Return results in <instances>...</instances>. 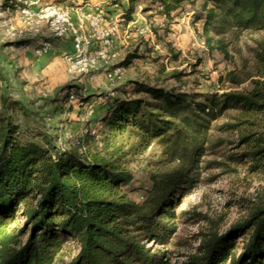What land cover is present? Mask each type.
<instances>
[{
	"label": "trees",
	"instance_id": "obj_1",
	"mask_svg": "<svg viewBox=\"0 0 264 264\" xmlns=\"http://www.w3.org/2000/svg\"><path fill=\"white\" fill-rule=\"evenodd\" d=\"M108 1L120 8L125 25L134 20L143 2ZM196 1L150 4L170 21ZM200 1L194 18L201 23L210 50L226 54L228 44L242 33L264 34V0ZM3 7L15 10L23 5L3 0ZM254 57L264 71V42ZM135 58L128 55L119 66L127 67ZM160 81L131 82L130 95L109 99L98 121L100 137L87 129L66 150L56 149L46 134L37 141L11 117H0V264H168L163 253H151L144 241L168 242L176 230L175 219L186 214L176 215V206L200 181L201 157L225 144L213 137V129L229 131L255 121L214 124L231 110L264 117V87L253 82L248 92L199 95L165 89ZM71 94L79 91L71 88L66 97ZM79 99L87 103L90 96ZM238 143L251 150L231 154L229 160L249 157L252 171L264 167L261 135L241 137ZM147 151L159 152L167 167L151 173L148 194L134 201L125 191L133 176L121 160ZM238 238H245L239 251ZM70 242L78 246L74 256L68 253ZM202 247L189 264H264V203L254 206L248 218L227 233L211 234Z\"/></svg>",
	"mask_w": 264,
	"mask_h": 264
},
{
	"label": "rangeland",
	"instance_id": "obj_2",
	"mask_svg": "<svg viewBox=\"0 0 264 264\" xmlns=\"http://www.w3.org/2000/svg\"><path fill=\"white\" fill-rule=\"evenodd\" d=\"M23 1L11 0L22 5ZM32 1L37 2L32 12L46 5L60 6L67 9L71 17L74 14L76 19H72L76 22L84 19L87 13L94 14L102 8L106 13L105 22L110 24L121 12L108 0ZM150 1L139 3L130 24H117L118 35L111 48L116 57L108 70L122 63L128 55L135 54L137 58L124 67L120 76L110 80L101 70L88 75L70 73L63 60L64 54H53L54 47L66 49L71 45L70 40L56 39L48 23H38L35 15L26 18L18 10L21 8L15 12L2 11L3 0H0V117H11L22 131H29L37 141L41 139L40 134H46L56 149L66 150L86 129L95 130L96 138L100 137L98 121L105 113L109 99L130 95L133 81L154 84L159 79L158 84L165 89L199 95L248 92L253 82L264 87V71L254 57L257 46L264 42V34L242 33L228 44L226 54L217 49L210 50L202 25L194 18V13L200 11V0L193 6L186 4L170 21L158 15L157 6L151 5ZM82 7L87 12H81ZM84 34L88 37L91 33L86 29ZM40 39L49 42L52 48L51 56H44L50 66L47 70L35 67L34 71L32 64L37 58L32 56L33 50L24 49V45L22 49H16L20 47L17 42ZM176 74H180L178 79L173 77ZM71 88L78 90L79 95L90 96V100L81 102L79 95L73 94L70 102L66 96ZM237 120L255 121V124H242L229 131L213 129V137L224 140L225 144L206 151L201 157L200 181L176 206V215L186 214L175 219L176 230L168 242L160 245L152 239L144 241L151 253H163V261L168 264H189L191 257L203 250V242L211 234L227 233L248 218L254 206L264 203V167L252 171L249 157L240 161L228 159L231 154L239 156L251 150L247 144L239 145L241 137L251 135L253 139L261 135L264 139V117L231 110L214 127L223 123L238 124ZM121 165L132 173L133 180L125 191L134 201H141L148 194L152 185L151 173L167 167L156 151L127 155L122 158ZM22 222L20 219L19 225ZM244 240H236L237 251ZM69 246L68 253L74 256L78 246L75 242H70Z\"/></svg>",
	"mask_w": 264,
	"mask_h": 264
},
{
	"label": "built area",
	"instance_id": "obj_3",
	"mask_svg": "<svg viewBox=\"0 0 264 264\" xmlns=\"http://www.w3.org/2000/svg\"><path fill=\"white\" fill-rule=\"evenodd\" d=\"M36 4V1L25 0L23 8L18 10L28 19L35 15L38 23H48L56 39L70 40L71 51L63 55V60L70 73L88 75L101 70L106 72V76L110 80L123 73L124 67L119 64L111 71L108 70V66L113 65V60L116 57L111 48L118 35L117 24L121 22L120 17L110 24H106L104 19L106 13L102 8H98L94 14L87 13L83 16L84 19H79L76 22L68 10L60 6L46 5L37 12H32V7ZM86 29H89L91 33L88 37L84 34ZM49 50L50 44L45 41L35 49V54L41 56ZM73 97L71 94L69 101ZM85 133H87V129L82 134ZM90 133L94 135L95 130H91Z\"/></svg>",
	"mask_w": 264,
	"mask_h": 264
},
{
	"label": "crops",
	"instance_id": "obj_4",
	"mask_svg": "<svg viewBox=\"0 0 264 264\" xmlns=\"http://www.w3.org/2000/svg\"><path fill=\"white\" fill-rule=\"evenodd\" d=\"M46 1V0H45ZM23 3V2H22ZM84 7H82V9H83ZM86 9V8H85ZM85 9H83V10H80L81 12H87V9L85 10ZM11 11V12H15L17 9H10V8H3V10L2 11ZM72 18L73 19H76V16L73 14L72 15ZM43 39L41 40H36V41H29V42H27V43H25L24 44V46L26 47V48H24V49H32L33 50V57L36 59V60H34L35 62H33V64H32V69H35V67H36V69L38 68V69H40V70H42V69H48L49 68V66H50V64L49 63H47V62H45L44 61V56H47V55H50V54H52L51 52H52V48L46 53V54H44V55H42V56H39V57H36V55H35V53H34V49H36V48H38V46L41 44V43H43ZM22 46H20L19 48H16V49H22L21 48ZM71 45L69 46H67L66 47V49H61V48H57V47H54L53 49H54V53L53 54H61V55H63L65 52H69V51H71ZM51 56V55H50ZM46 58V57H45ZM36 69L34 70V71H36Z\"/></svg>",
	"mask_w": 264,
	"mask_h": 264
}]
</instances>
